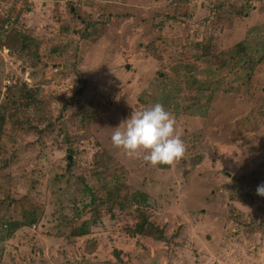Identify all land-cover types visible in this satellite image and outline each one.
Segmentation results:
<instances>
[{
  "label": "rangeland",
  "instance_id": "rangeland-1",
  "mask_svg": "<svg viewBox=\"0 0 264 264\" xmlns=\"http://www.w3.org/2000/svg\"><path fill=\"white\" fill-rule=\"evenodd\" d=\"M0 33V264H264V197L230 198L238 178L264 180V0H0ZM27 90L57 97L43 121L12 103ZM156 102L185 151L152 165L110 136ZM137 192L163 240L130 231Z\"/></svg>",
  "mask_w": 264,
  "mask_h": 264
},
{
  "label": "trees",
  "instance_id": "trees-1",
  "mask_svg": "<svg viewBox=\"0 0 264 264\" xmlns=\"http://www.w3.org/2000/svg\"><path fill=\"white\" fill-rule=\"evenodd\" d=\"M171 17L172 16H168L166 19L167 20L171 19ZM6 21L7 22L5 23V25L6 24L7 25L6 26L3 25V26H5L4 31H8L7 35L10 36V35L16 34L19 37V39L22 41L21 48L23 50L26 49V46H31L30 43L32 42V39L30 37H27L24 34H19L15 30H12V24L13 23L10 20V18H7ZM163 21H165L164 18L161 21V23ZM161 23H160V25L163 26ZM0 35H1V33H0ZM2 37L3 36H0V43H2ZM2 45H4V44H2ZM197 45H198V50L201 51L202 56H206L209 53V51L211 50V49L209 50V45L210 44H208V43L207 44H205V43L203 44L201 42H198ZM234 51L236 53L237 52L246 53L245 42L244 41H240L238 44H236V46L234 48ZM250 58L251 57H248V60L251 63V68H253L255 66L254 65L255 62H254L253 59L251 61ZM76 81L78 83V88L76 89L75 93L77 95L81 96L83 94V92L86 90V87H87L89 81H88V78L86 76H84L81 72H77ZM25 86H26V84H25ZM6 92H8L7 95L10 98V95L12 96V93H11V91H9V88L6 90ZM40 97H41L40 95L35 96V95H33L30 92V90H27L23 94V98L20 101V103H16L15 100H12V103L17 108H26V110H29L30 112H32L33 113V119H36V120H38L40 122V121H43V118L45 116L44 115V113L46 112L45 103H48L50 100L52 101V98L57 99L56 96H53V97L50 96L49 97V95L48 96H44L42 98H40ZM9 98H6V99H9ZM0 114H1L0 115V123H2V121L4 120L3 117L5 118V116H3V113H0ZM92 116H93V113H90L88 119L90 120L92 118ZM49 118H51V117H49ZM55 125H56L55 121H52L49 124H47V128L46 129H41L38 126H35L34 130H35V133H38L39 136H41L45 132H53V129H54ZM1 127H2V124L0 125V129H1ZM255 176H258V174L257 173H253V175H251L249 177L248 176H242V177L238 178L230 186V193H231L230 198L234 199V200L240 199L242 197V193L244 191H246V190H249V191H247L246 194L243 196V197H245L243 199L244 202L254 201L256 198H258L259 196L255 193L256 186L258 185L257 178H254ZM262 182H264V180ZM254 185H256V186H255L254 189H252ZM126 200L128 201V206L131 209H132V207L136 206L135 210H137V213H136V216H135V220H136L135 221V225L136 226L134 225L133 227H129L130 231L131 230L134 231L133 236H135V233H137V234L144 233V234H147V235L148 234L153 235L158 240H163L165 238V236H164L165 235L164 234L165 233L164 228H161V227L155 225L153 222H150L149 217L147 215V212H142V210H141V207H140L141 204H143L145 206L148 205V195L145 194L144 192H137V193H133L132 195H130L129 198H127ZM126 200L124 202H122V203H121V201H117V202H115V204H116V206L118 208L124 209V208L127 207V205H125ZM141 212L143 213V215H142L141 218H139V214ZM37 222H38V218H37V214H36L35 210H33L29 216L24 214V219L22 218V220H8V221H6V223L3 222L4 226L6 227L5 228L6 233H5L4 238L6 237V234L7 235H11V233H13L16 229H18L20 227L31 226V225H33V224H35ZM88 229H89V226H88L87 223H85L82 226V228L80 229V231H81L80 233L81 234H87L88 231H89ZM146 230H147V233H145ZM117 254H119V253H117Z\"/></svg>",
  "mask_w": 264,
  "mask_h": 264
},
{
  "label": "clouds",
  "instance_id": "clouds-1",
  "mask_svg": "<svg viewBox=\"0 0 264 264\" xmlns=\"http://www.w3.org/2000/svg\"><path fill=\"white\" fill-rule=\"evenodd\" d=\"M110 141L129 157L142 153L143 160L152 165L170 163L185 151L175 118L159 102L132 111L123 127H114ZM255 193L264 197V182L256 186Z\"/></svg>",
  "mask_w": 264,
  "mask_h": 264
}]
</instances>
